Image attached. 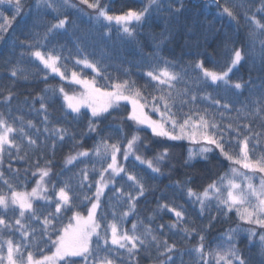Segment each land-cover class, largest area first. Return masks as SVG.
I'll use <instances>...</instances> for the list:
<instances>
[{"label":"snow or ice","instance_id":"snow-or-ice-1","mask_svg":"<svg viewBox=\"0 0 264 264\" xmlns=\"http://www.w3.org/2000/svg\"><path fill=\"white\" fill-rule=\"evenodd\" d=\"M213 2L219 9L220 17L227 16L238 26L241 17L246 22L249 31L245 33L240 46H237V40L227 34L221 41L222 48L219 51H209L208 47L211 45L202 46L200 35L207 32H215L218 35L219 30L215 29L211 22L205 23L198 18L184 16L187 8L185 0H146L140 8L121 7L119 11L113 10L111 4L103 3L102 0H79L80 5L86 6L94 13L89 16V21L94 20L99 28L107 30L101 33L105 38H111V27L114 23L122 40L127 38L129 41H135L140 34L137 27H143L154 12L157 16L167 13V16L160 17L165 20L164 30L159 37L152 36L157 50L181 32L189 38L186 41L191 49L188 54L193 56V59L185 65L161 57L158 51L148 53V57L157 63L153 70L146 73L150 83L154 82L153 91L146 94L147 84L138 86L131 78H113L107 73L106 65L90 59V54L85 53L82 48H77L74 66L82 65L91 69L95 73L91 79L85 78L82 71L69 69L66 64H62L63 60L69 59L63 55L62 47L60 50H57L56 46L47 48L46 42L50 38H54L61 30L66 32L68 26L74 24L67 14L61 13V7L76 5L68 4V0H63L62 4L57 0H35L36 18L32 19V27L39 26L42 9L55 13V22L49 23L43 34L29 30L28 38L20 41L14 33L19 28L20 33L25 34L24 29L29 23L24 13V0H0V6H9L12 13L8 15L0 11V41L6 42L7 37L11 35L13 47L19 43L20 47L31 49L27 55L39 61L44 70H50L62 79L82 86L84 91L79 95H69L62 86L58 89L48 88L46 91L51 92L52 96L62 95L67 109L77 117L81 116L82 108L89 109L87 131L99 137L91 149L82 148L83 141H75V133L69 134L67 128L52 123L48 103L45 102L46 97L40 95V107L35 111L43 113V133L48 134L46 141L51 140L46 146L55 155L57 142L62 143L67 137L74 140V148L78 150L70 152L64 158L66 166H75L81 162V158H94L96 163L100 164L99 168L96 163H93L91 168L84 165L78 173L61 181L58 188L51 180L53 161L50 159L45 160L43 166L37 160L36 171L31 175L38 176V179L30 192L18 191L11 182L4 180L10 191L0 190V209H3V212H0V240L3 241L0 242V264H140L141 258L151 260L152 264H177V255L180 257L179 264H264V131H254V123H258L264 130V0H259L258 6L256 0H241L231 6L228 0L223 4L220 0ZM236 9L240 11L237 12ZM27 15L30 16L31 12ZM23 55L22 52L21 56ZM249 62L251 68L248 71V79L245 80L243 76L233 79ZM209 63L212 64L211 67L206 66ZM189 70L197 73L191 78V84L196 88L210 85L223 93L220 99H213L210 93L203 94L200 99L211 100L213 105L229 113L232 111V105L221 102L225 96H239L248 91V101L236 109L235 116H229L228 123L223 122L224 113H220L221 120H217L214 115L209 114L208 109H200L197 106V92L189 86ZM127 71L126 69V75ZM252 71H257L259 75L253 77ZM25 73L26 70L19 62L9 68V75L13 80H27L28 75ZM98 77L106 83L98 86ZM257 79L260 81L258 85L255 83ZM178 84H183L184 87L178 89ZM0 95H3L6 105H10L15 98L11 89L7 90L6 95ZM121 102L131 105V110L124 119L133 122L137 131L129 134L124 131L122 125L113 126L109 123L108 128H114L115 132L123 136V140H114L113 133H105L100 123L111 115L110 110L119 109ZM186 106L187 112L184 111ZM149 111L158 113L159 118L153 119ZM140 126L151 129L154 137L165 138L167 141L187 140L198 145L197 148L188 149L182 162L184 167H192L194 162H209V153L215 150L232 165L238 166L232 167L229 172L211 181L200 191L190 186L191 176L174 181L170 186L183 191L193 205L198 204L201 216L206 211L210 213L211 206L215 203L218 214L227 215L235 209L239 220L252 227L230 228L219 238L222 242L215 248H210L205 243V232L211 228V222L217 217L210 216L209 224L198 230L191 226L193 222L188 220L184 205H174L167 201L157 204L153 214L147 217V224L138 218L130 229L123 227V222L130 215L137 214V205L149 189L144 178L135 171H130L121 162V158L126 162L130 156L134 157L135 161L146 165L152 173L162 174L161 166L168 162L172 155L168 147H164L152 158L138 154L143 143L138 134ZM27 129H36L37 138L33 139ZM40 133L41 130L36 128L33 121L25 120L23 116L10 120L0 112V162L6 150H9L11 157L10 149H16L17 159H25L28 155L27 149L39 148ZM143 146L145 149L148 147L147 144ZM21 151H24V156L19 155ZM240 169L247 172H241ZM90 171L95 173L98 179L89 180ZM16 172L18 174L19 170ZM76 175L79 179L73 184L72 180ZM3 176L4 173L0 172V178ZM256 176L260 177L258 185L253 183ZM119 181L128 184L127 191L124 184L117 187ZM93 187L95 192L91 195L84 191L85 188L91 190ZM106 189L112 192L109 197V206L112 209L110 221L109 213L101 212L102 197L105 196ZM40 201L44 202L45 207L35 206L36 202ZM85 202L90 204L86 215L73 211ZM117 209L124 210L118 212ZM165 210L173 214L175 219L153 228L152 223L156 215ZM66 212H73L69 223L62 228L58 227ZM8 213L12 215L8 216ZM33 224L39 227H33ZM165 228L171 236L164 233ZM257 228L261 231L258 232ZM241 231H246L250 239L259 237L258 260L246 256L238 246L237 236ZM5 233H8L6 239ZM17 233L19 240L13 238ZM181 233L180 241L171 239ZM191 236H198L195 245L178 247V243ZM41 244H51L55 251L51 255H43ZM252 246L257 245L253 242ZM184 255L190 257L188 262L184 261Z\"/></svg>","mask_w":264,"mask_h":264},{"label":"trees","instance_id":"trees-1","mask_svg":"<svg viewBox=\"0 0 264 264\" xmlns=\"http://www.w3.org/2000/svg\"><path fill=\"white\" fill-rule=\"evenodd\" d=\"M58 3L62 4L63 0H57ZM103 3L111 4L113 10L119 11L121 7H133L140 8L146 2V0H102ZM225 0H220L223 4ZM229 6L233 3H240L241 0H228ZM187 5L184 16L191 18H198L202 22H211L214 28L219 30L217 35L215 32H207L200 35V41L202 46L208 47L209 51L216 49L219 51L222 48L221 41L223 40L225 34L237 40V46L243 42L245 33L249 31L246 22L241 17L239 26L235 21L229 20L227 16L220 17L218 15L219 9L213 0H185ZM68 4L76 5V7H61V13L67 14L74 24L68 26L67 31L61 30L60 33L56 34L54 38H50L47 43V48L50 49L56 46L57 50L62 47L63 55L69 57L67 60H63L62 64H66L69 69L75 68L76 71L81 72L84 77L91 79L95 73L91 69L84 68L82 65L74 66V58L77 55V48H82L85 53L90 54V59L94 61H99L101 64L107 66V73L111 74L113 78L120 77L121 79L131 78L137 82L138 86L148 85L147 93L153 91L154 82L149 81L146 76L148 71L153 70L156 66V61L148 57V53L158 51L161 57H164L170 61H175L180 65H185L187 61L193 59V56L189 55L191 50L186 41L189 38L183 33L175 35V38L167 41L165 45H162L158 50L155 47V41L152 36L155 35L159 37V34L165 28V20L160 18L167 16V13H160L159 16L154 12L153 16L149 18L143 27H137V32L140 33L135 41H129L127 38L121 39L118 31V27L113 23L111 27V38H105L101 35L102 32L107 31L106 29L99 28L95 21H89V16L94 15L90 9L86 6L79 4V0H68ZM259 5V0H256V6ZM0 11H4L8 15H11L9 11V6H0ZM237 12L240 9H236ZM31 12V15L27 14ZM24 13L26 18H28L29 23L27 28L24 29L25 34H21L19 28L16 29L14 35L19 37L20 41L28 38V32H40L43 34L46 26L49 23L55 22V13L50 11L41 10V19L39 21V26L32 27V19L36 18L35 0H24ZM20 18H18L19 20ZM207 41V43L205 42ZM47 50V49H45ZM31 49L22 48L19 43L13 47L12 36L7 37V41H0V93L4 95L7 94V90L11 89L15 93V98L11 101L10 105H6L3 100V95H0V112H3L6 116L11 118L23 116L25 120H31L36 125V128L41 130L39 135L38 144L39 148L33 147L27 149L28 155L25 159H17L16 149H10L11 157L9 156V150H6L3 156L2 162H0V172L4 173L3 178H0V190L3 192H9L10 190L4 184V180H8L17 188L18 191H30L35 185L37 177H32V172L36 171V162L39 160L41 166L44 165L45 160L50 159L52 163L51 177L52 182L57 184V188L61 186V181L67 180L73 174L78 173V170L84 165H91L94 163L93 159L81 158L80 163H76L75 166H66L64 164V158L70 153L74 152V140L67 138L62 142H57V148L55 155L52 154L51 150L46 146L51 143V140L46 141L48 134L43 133L44 124L42 123L43 113L35 111L39 109L40 101L39 96L44 95L46 97L45 102L48 103L50 119L53 124L57 126H63L69 130V134L75 133V141H83L82 148L91 149L99 137L95 133H88L87 131V117L90 116V110L82 109L81 116L77 117L75 113H71V110L67 109L66 103L63 96L57 94L52 96L51 92L46 91L48 88H59L64 87L68 94L79 95L83 92V88L71 81L62 79L58 74L52 73L50 70H44L43 65L36 61L35 58H30L27 53ZM24 53L21 56V53ZM257 66L259 65V56L257 51ZM216 59H222L221 57H216ZM19 62L20 66L26 70V75L28 79H16L13 80L9 75V68L16 65ZM206 66L211 67L212 64H206ZM251 68V62L245 65L244 68L240 70L233 79L239 76H243L245 80L248 79V71ZM127 75L125 74V70ZM179 71V68H177ZM197 73L189 70V86L192 90L197 92L198 99L196 101L197 106L200 109H208L210 115H214L217 120H221L220 113H224L223 122H229V116L236 115V109H239L241 105L248 101L250 96L248 91H245L243 95L229 94L224 97L221 101L222 103H230L232 105L231 113L226 112L223 108H219L213 105L211 100L200 99L205 93H210L213 99H220L223 95L217 88L210 85H201L196 88L191 84V78H194ZM259 73L257 71H252V76L257 77ZM98 86H102L106 83L101 78H97ZM255 83L258 85L260 81L257 79ZM184 87L183 84H178L177 88ZM10 110V111H9ZM131 110V105L127 102H121L119 109L111 111V115L107 116V119L101 121L100 127L105 130V133L112 132L114 140H123V136L115 132L114 128H108L107 125L111 123L113 126L122 125L126 133L131 134L137 131V126L126 119H124L128 112ZM184 111H188V107L184 108ZM107 115V114H106ZM149 115H152L153 119H158L159 114H153L149 111ZM116 119H113V118ZM51 126V125H50ZM139 136L142 138L143 143L140 146V151L138 154H142L147 158L154 157L157 152L162 150L164 147H168L171 151V158L168 162L163 164L162 174L152 173L150 169H147L146 165H140L138 161H135L134 157H129L128 161L123 163L130 171H135L141 175L148 187L149 191L145 193V196L140 199L137 205V214L130 215L124 222L123 227L131 228V225L138 218L143 219L147 224L149 221L147 217L153 214L154 209L158 203L169 202L174 205L182 204L187 209L188 220L193 223L191 226L196 227L198 230L204 228L209 224L210 216H216L217 219L211 222V228H208L205 232L206 240L205 243L210 248H215L218 243H221L220 237L223 236L230 228H245L247 224L241 222L236 214L235 209L227 215L218 214L216 205L213 203L211 206L210 213L206 211L203 216L199 213V205H193L188 199L186 194L178 188L171 187L174 181L184 180L187 176H191V187L200 191L204 186H206L211 181L217 180L219 176L225 172H229L232 167H238L232 165L231 162L227 161L222 155L219 154L218 150L209 153V162L199 161L194 162L192 167H184L183 160L187 156L188 149L197 148L198 145L192 144L187 140L183 141H167L165 138L154 137L151 133V129L146 126H140ZM31 134L33 139L37 138L36 129H27ZM254 131L260 132L264 131L259 126L258 123H254ZM102 135L104 133H101ZM19 142V140H18ZM144 144L148 147L145 149ZM26 145V141H25ZM20 156H24V151L19 153ZM99 168V167H98ZM16 170H19L17 174ZM27 170V178H25V173ZM241 172H247V170L240 169ZM259 176L254 178L257 183L260 181ZM79 179L76 175L72 183L75 184ZM98 179V176L89 172V180ZM124 184V189L128 190V184L125 181H119L117 187ZM85 192L89 195L95 192V187L91 190L85 188ZM112 195L110 189H106V194L102 197V208L101 212H107L108 220L112 219L111 207L109 206V197ZM79 204V201H77ZM36 207H45L44 202H36ZM54 207V206H53ZM87 207L90 204L85 202L84 205L74 209L73 211H79L82 214H87ZM51 211L52 209H46ZM124 209H117V211H122ZM3 212V209H0ZM8 213V216H11ZM73 215V212H66L63 214L62 221L58 227H63L69 223V218ZM175 219L174 215L167 212V210L160 212L156 215L155 221L152 223V227L156 228L160 224H167ZM33 227H39L37 224H33ZM258 232L261 231L259 228L256 229ZM175 231V230H174ZM164 233L171 236L168 229H164ZM8 235V233H7ZM182 236L178 234L171 239L180 241ZM19 237L17 233L14 238L16 240ZM47 239V237H45ZM55 239V236H53ZM198 236H191L184 240L182 243H178L179 248L191 247L197 243ZM237 240L239 241L238 246L244 252L246 256L253 258L259 257V237L250 239L246 231H241ZM171 242V240H170ZM256 243V247L252 246V243ZM42 254L46 255L54 251V247L51 244L40 245ZM35 251V247H33ZM177 264H179V255L176 256ZM183 259L185 262L190 260L188 255H184ZM140 264H152V261L147 258H141Z\"/></svg>","mask_w":264,"mask_h":264},{"label":"rangeland","instance_id":"rangeland-1","mask_svg":"<svg viewBox=\"0 0 264 264\" xmlns=\"http://www.w3.org/2000/svg\"><path fill=\"white\" fill-rule=\"evenodd\" d=\"M85 78H86V77H85ZM68 81H70V80H68ZM83 91H84V89H83ZM69 95H73V94H69ZM82 109H87V108H82ZM82 109H81V110H82ZM88 110H89V109H88ZM197 147H198V146H197ZM93 162L96 163V161H95L94 158H93ZM121 162H122V163L124 162V161L122 160V158H121ZM105 166H106V165H105ZM96 167H97V168L100 167V164H99V163H96ZM259 178H260V177H259ZM259 178H258V179H259ZM237 182H239V180H238ZM259 182H260V181H258V182L256 183L255 180H253V183H255V184H257V185L259 184ZM30 191H31V190H30ZM30 191H28V192H30ZM84 215H86V214H84ZM73 223H74V222H73ZM250 227H252V226H247V227H245V228H243V229H247V228H250ZM7 236H8L7 233H5V234H4V239H6ZM13 238H14V237H13ZM14 239H15V238H14ZM18 239H19V237H18ZM0 242H3V241L0 240ZM54 251H55V249H54ZM54 251H52V252H54ZM52 252H51V253H52ZM51 253H48V254H46V255H51ZM43 255H44V254H43Z\"/></svg>","mask_w":264,"mask_h":264}]
</instances>
